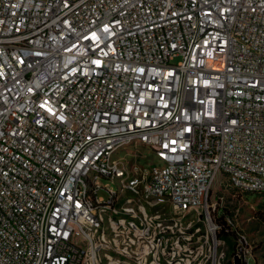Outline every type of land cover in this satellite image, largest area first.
<instances>
[{"label":"built area","instance_id":"1","mask_svg":"<svg viewBox=\"0 0 264 264\" xmlns=\"http://www.w3.org/2000/svg\"><path fill=\"white\" fill-rule=\"evenodd\" d=\"M219 177L264 195V0H0V264H155L151 200L214 237Z\"/></svg>","mask_w":264,"mask_h":264},{"label":"rangeland","instance_id":"2","mask_svg":"<svg viewBox=\"0 0 264 264\" xmlns=\"http://www.w3.org/2000/svg\"><path fill=\"white\" fill-rule=\"evenodd\" d=\"M179 59L175 58L173 62ZM114 158H124L129 166L137 164L139 167L151 166L156 163V156L152 150L145 145H132L121 148L114 153ZM220 177L214 185L211 200H215V193L218 191L223 195L220 204L232 210L229 212L228 220L231 228L236 229L240 234H245L256 247L254 251L261 264H264V195L255 193L242 194L230 187L218 185ZM102 187L109 186L117 190V184L110 178H100ZM99 195L107 196L104 188L99 190ZM148 207V214L154 218L155 223H160L164 232L154 237L152 246L149 249L157 251L159 256L155 264H208L211 260L210 254L216 255L221 264H230L232 249L216 234L213 237L207 233V225L204 219L198 218L195 213H176L167 200H151ZM238 209V212H235ZM157 230V229H156ZM163 236L162 244L156 245L158 237ZM163 252V253H162ZM210 256V259H208ZM112 261L116 262L120 255L113 253ZM142 260V259H141ZM206 260H208L206 262ZM150 262V258L146 264ZM106 264V261H105Z\"/></svg>","mask_w":264,"mask_h":264},{"label":"trees","instance_id":"3","mask_svg":"<svg viewBox=\"0 0 264 264\" xmlns=\"http://www.w3.org/2000/svg\"><path fill=\"white\" fill-rule=\"evenodd\" d=\"M223 220V219H222ZM220 220V228L216 232L217 239H222L229 246V249H232V238L235 236V230L231 228L230 225L226 224L223 220Z\"/></svg>","mask_w":264,"mask_h":264},{"label":"water","instance_id":"4","mask_svg":"<svg viewBox=\"0 0 264 264\" xmlns=\"http://www.w3.org/2000/svg\"><path fill=\"white\" fill-rule=\"evenodd\" d=\"M236 264H239V261H236Z\"/></svg>","mask_w":264,"mask_h":264}]
</instances>
